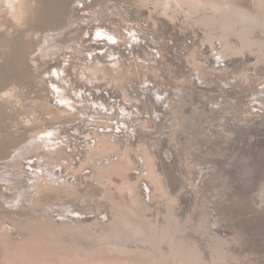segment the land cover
Masks as SVG:
<instances>
[{"label": "rangeland", "instance_id": "1", "mask_svg": "<svg viewBox=\"0 0 264 264\" xmlns=\"http://www.w3.org/2000/svg\"><path fill=\"white\" fill-rule=\"evenodd\" d=\"M0 264H264V0H0Z\"/></svg>", "mask_w": 264, "mask_h": 264}, {"label": "bare ground", "instance_id": "2", "mask_svg": "<svg viewBox=\"0 0 264 264\" xmlns=\"http://www.w3.org/2000/svg\"><path fill=\"white\" fill-rule=\"evenodd\" d=\"M76 31V30H75ZM101 32H104V33H106L105 31H103V30H101ZM100 39H102V38H100ZM60 40H62V39H60ZM59 39L56 41V42H58V41H60ZM55 42V41H54ZM98 53H96V52H94V53H92V55H97ZM95 57V56H94ZM69 60V59H68ZM70 61V60H69ZM111 61H114V62H116V59H114V60H111ZM92 62H95L94 60H92ZM70 64H71V62H69ZM69 63H67V64H65V66H63L62 68L61 67H55V74H53V73H51L50 74V78L52 77V76H57L62 82L64 81V80H67V72H68V68H69V66H67ZM58 87V86H57ZM61 94H62V92H61ZM60 94V95H61ZM63 97H64V95H62ZM83 96V92L81 91V92H79L78 94H77V97L78 98H81ZM64 99H66V97H64ZM78 99L77 98H75V97H71L70 99H66V104H72V102H75V101H77ZM49 141H50V137L49 136H47L46 134H44V135H42V136H39V137H36L35 139H34V142L35 143H37V144H41V145H44V146H46V147H48L49 146ZM24 156H25V153H24V151L22 150V151H20L19 152V154L16 156V157H13V159H12V161H23V158H24ZM35 165H36V161L34 162V164H33V168L32 167H30V170L32 171V172H34V174H35ZM26 172H28V170L26 171ZM26 174H28V173H26ZM36 175V174H35ZM33 179H37L38 180V178H31V180L33 181L32 183H34L35 181L33 180ZM36 180V181H37Z\"/></svg>", "mask_w": 264, "mask_h": 264}]
</instances>
